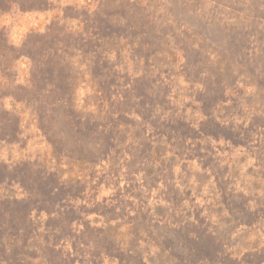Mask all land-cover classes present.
Wrapping results in <instances>:
<instances>
[{
	"label": "clouds",
	"instance_id": "1",
	"mask_svg": "<svg viewBox=\"0 0 264 264\" xmlns=\"http://www.w3.org/2000/svg\"><path fill=\"white\" fill-rule=\"evenodd\" d=\"M258 261L264 0H0V264Z\"/></svg>",
	"mask_w": 264,
	"mask_h": 264
},
{
	"label": "rangeland",
	"instance_id": "2",
	"mask_svg": "<svg viewBox=\"0 0 264 264\" xmlns=\"http://www.w3.org/2000/svg\"><path fill=\"white\" fill-rule=\"evenodd\" d=\"M5 212H12L13 215L19 220L23 219V215H24V209L21 208H16V209H9L7 207L4 208ZM259 264V261H258Z\"/></svg>",
	"mask_w": 264,
	"mask_h": 264
}]
</instances>
